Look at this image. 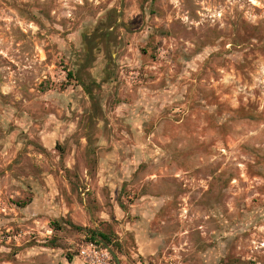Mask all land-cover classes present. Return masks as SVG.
<instances>
[{
	"label": "rangeland",
	"instance_id": "1",
	"mask_svg": "<svg viewBox=\"0 0 264 264\" xmlns=\"http://www.w3.org/2000/svg\"><path fill=\"white\" fill-rule=\"evenodd\" d=\"M89 245L264 264V0H0V264Z\"/></svg>",
	"mask_w": 264,
	"mask_h": 264
},
{
	"label": "built area",
	"instance_id": "2",
	"mask_svg": "<svg viewBox=\"0 0 264 264\" xmlns=\"http://www.w3.org/2000/svg\"><path fill=\"white\" fill-rule=\"evenodd\" d=\"M79 257L86 264H107V254L105 251H96L92 245L81 248L78 251Z\"/></svg>",
	"mask_w": 264,
	"mask_h": 264
},
{
	"label": "trees",
	"instance_id": "3",
	"mask_svg": "<svg viewBox=\"0 0 264 264\" xmlns=\"http://www.w3.org/2000/svg\"><path fill=\"white\" fill-rule=\"evenodd\" d=\"M67 76L69 78H71V73H67ZM98 239V241H96ZM90 241L93 242L94 244L98 245L102 242H104L106 245H109L110 241L108 239L107 236L103 235V234H97V235H94V234H91L90 235Z\"/></svg>",
	"mask_w": 264,
	"mask_h": 264
},
{
	"label": "water",
	"instance_id": "4",
	"mask_svg": "<svg viewBox=\"0 0 264 264\" xmlns=\"http://www.w3.org/2000/svg\"><path fill=\"white\" fill-rule=\"evenodd\" d=\"M107 249H108V248H107ZM108 251H109V249H108ZM116 264H119L118 261H117V259H116Z\"/></svg>",
	"mask_w": 264,
	"mask_h": 264
}]
</instances>
